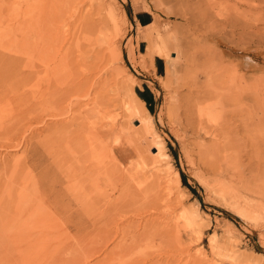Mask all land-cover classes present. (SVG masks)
Masks as SVG:
<instances>
[{"label":"rangeland","instance_id":"obj_1","mask_svg":"<svg viewBox=\"0 0 264 264\" xmlns=\"http://www.w3.org/2000/svg\"><path fill=\"white\" fill-rule=\"evenodd\" d=\"M263 118L264 0H0V264H264Z\"/></svg>","mask_w":264,"mask_h":264},{"label":"bare ground","instance_id":"obj_2","mask_svg":"<svg viewBox=\"0 0 264 264\" xmlns=\"http://www.w3.org/2000/svg\"><path fill=\"white\" fill-rule=\"evenodd\" d=\"M44 3V2H43ZM30 4V3H29ZM35 4V3H34ZM32 5V4H31ZM38 6V5H37ZM29 8V7H28ZM43 9V8H42ZM207 10V9H206ZM205 15H206V13H205ZM43 25V24H42ZM45 26V25H44ZM188 29V28H187ZM171 36V35H170ZM201 36V35H200ZM161 41H162V39H160ZM172 40H174L173 38H168V41H170V43L171 42H173ZM157 44V43H156ZM230 44V43H229ZM163 45V44H162ZM165 46L164 47H162L161 49H159V53L157 54V55H159L158 57L159 58H161L162 60H165L166 61V63H169V62H171L172 60H170L169 61V59L167 58V55H166V51H169L170 50V47H168V46H166V44H164ZM171 45H172V43H171ZM39 46V45H38ZM149 46V45H148ZM172 47H174V46H172ZM159 48V47H158ZM158 51V50H157ZM170 66H171V64H170ZM169 66V67H170ZM175 66V65H174ZM167 67H168V65H167ZM240 80H239V77H238V85H239V83L241 84V82H239ZM242 83H243V81H242ZM223 84H225V83H223ZM235 84V83H234ZM243 86V85H242ZM242 86H237L236 85V87L238 88H240V87H242ZM49 87V86H48ZM220 88H222V87H220ZM232 88L233 87H231V90H232ZM238 88V89H239ZM230 89V88H229ZM221 90V89H220ZM220 90L218 91V92H220ZM226 90V89H225ZM230 90V91H231ZM130 91V90H129ZM215 91V90H214ZM222 91V90H221ZM229 91V92H230ZM239 91H241V89L239 90ZM217 91H215V93H216ZM232 92V91H231ZM236 92V91H235ZM242 92V91H241ZM240 92V93H241ZM131 93V92H130ZM129 93V94H130ZM218 94V93H217ZM220 94H221V92H220ZM225 94V93H224ZM227 95H228V90H227V93H226ZM225 94V95H226ZM235 94H237L238 95V93L236 92ZM257 94V93H256ZM133 95V94H132ZM131 95V96H132ZM209 95V94H208ZM223 95V94H222ZM234 96H236V95H234ZM242 97V96H241ZM233 98H235V97H233ZM236 98H240V97H236ZM133 99L135 100V102L137 103V104H139L140 105V108H138V106H136V104H127V105H123L124 107L123 108H125L126 109V114L128 115V117L129 118H131V119H135V121H137L138 123H139V126H142L143 128H144V135L145 136H147V137H149V139H150V141H151V144H152V148L156 151V153L155 154H152V156H153V159H152V162H153V165H158V167H155V166H152L151 165V168L152 169H154V170H159L160 171V169L161 170H163V169H165V171H166V173H167V175L169 174V173H171V174H173L172 176H174V179H175V182L178 184V182H179V177H178V175L175 173V172H172V168H171V165H170V163H169V156L165 153V150H164V144H163V140L159 137V136H157V134L155 133V131H154V124H153V118H152V116H148L147 118H144V117H141V114H142V112H143V106H142V104L140 103V102H138L137 101V99L135 98V96L133 95ZM243 99V98H242ZM225 100V97H224V99H223V101ZM240 100V99H239ZM238 100V102L240 103V101ZM254 100V103L256 104V102H255V100L257 101V99H253ZM229 101V100H228ZM227 101V102H228ZM234 101H235V99H234ZM236 101H237V99H236ZM238 102H237V104H238ZM258 102V101H257ZM261 102V101H260ZM236 104V103H235ZM241 105H242V103H241ZM255 106H258L257 104L255 105ZM239 108L240 109H238V110H240V113H239V115H238V120H236L235 122H239L240 124L239 125H235V127L236 128H243L244 127V129H245V125L247 126H249V125H253V124H255V120L258 118L256 115L257 114H254L255 112H256V109H254V111H251V115L247 118V119H244V117L242 116V114H241V112H242V110H241V108L242 107H240V105H239ZM211 111L213 112L214 111V109H213V105L211 106H207V107H204V108H202V107H200V108H198V113H199V115H198V118H199V120L201 119V117H202V114H203V112H205V114L206 113H211ZM218 111V110H217ZM239 112V111H238ZM221 113V112H220ZM243 113V112H242ZM258 115H259V113H258ZM187 116V115H186ZM189 116H190V114H189ZM245 116V115H244ZM257 118H256V117ZM261 116H263V115H261ZM261 116H259V117H261ZM222 117V116H221ZM224 118V117H223ZM189 119V118H188ZM187 119V120H188ZM237 119V118H236ZM262 119V118H261ZM264 119V118H263ZM231 120V119H230ZM258 120V119H257ZM157 121H158V117H157ZM201 121V120H200ZM200 121H198V122H200ZM233 121V120H232ZM262 121V120H261ZM131 122V121H130ZM188 122V121H187ZM223 123H224V121H222ZM229 122V121H228ZM231 122V121H230ZM258 122V121H257ZM233 123H234V121H233ZM199 124V123H198ZM257 124V123H256ZM255 124V125H256ZM262 124V123H261ZM201 126V125H200ZM226 126H227V124H226ZM234 127V128H235ZM248 128V127H247ZM250 128V127H249ZM258 128V127H257ZM256 130V129H255ZM227 133V132H226ZM257 133V132H256ZM263 133V132H262ZM213 134V133H212ZM212 136V135H211ZM213 138V137H212ZM215 138V137H214ZM116 142V141H115ZM220 145V144H219ZM220 148V147H219ZM222 148H224L223 146H222ZM260 148V147H259ZM108 151V150H107ZM221 151V150H220ZM222 152H223V150H222ZM221 153V152H220ZM163 168V169H162ZM164 171V170H163ZM83 201V200H82ZM232 201V200H231ZM237 202V201H236ZM232 203V202H231ZM235 204H237V203H235ZM233 206H236V205H233ZM245 207V206H244ZM239 214L242 216V215H245V214H247L245 211H243V209L241 210V211H239ZM175 217V216H174ZM246 217V216H245ZM176 218V217H175ZM199 219V215H198V213H197V210H189V211H185V212H182V213H180L179 215H177V221H179V223L181 222V226L178 224V222H176L177 224H178V226L179 227H182V228H184V230L185 229H187V231L188 230H190V232H191V229H194L196 226H197V221H199L198 220ZM175 225V224H174ZM177 228V227H176ZM178 229V228H177ZM179 231H180V229H179ZM194 231V230H193ZM210 240H212V239H210ZM220 255V254H219ZM218 257V256H217ZM19 263V262H18Z\"/></svg>","mask_w":264,"mask_h":264},{"label":"crops","instance_id":"obj_3","mask_svg":"<svg viewBox=\"0 0 264 264\" xmlns=\"http://www.w3.org/2000/svg\"><path fill=\"white\" fill-rule=\"evenodd\" d=\"M134 20L136 21V23L141 28H145V27H147V26H149L150 24L153 23L154 18H153V15L150 14V13H146V12L143 13V12H141L139 14H137V13L134 14ZM159 26H160V29H163V27H165L162 24H160ZM152 67H153L152 73H154L155 76L161 75V73H163V71H165L164 62L160 58H158V57H154L153 58V65H152ZM136 98L142 103V105L144 104L143 105V108L145 110V114H148L149 116H151L148 113L147 109H146V103L143 100H141L140 98H138V96H136Z\"/></svg>","mask_w":264,"mask_h":264},{"label":"trees","instance_id":"obj_4","mask_svg":"<svg viewBox=\"0 0 264 264\" xmlns=\"http://www.w3.org/2000/svg\"><path fill=\"white\" fill-rule=\"evenodd\" d=\"M182 182H183V184L186 186V183H185V181H184V179L182 178Z\"/></svg>","mask_w":264,"mask_h":264}]
</instances>
